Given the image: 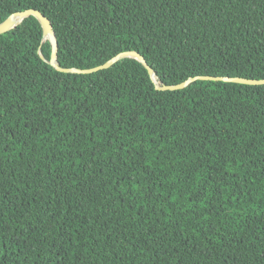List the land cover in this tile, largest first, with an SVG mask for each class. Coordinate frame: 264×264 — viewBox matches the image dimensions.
<instances>
[{"label":"trees","instance_id":"obj_1","mask_svg":"<svg viewBox=\"0 0 264 264\" xmlns=\"http://www.w3.org/2000/svg\"><path fill=\"white\" fill-rule=\"evenodd\" d=\"M29 8L62 67L264 78V0H0V23ZM51 54L34 15L0 33V264H264V84Z\"/></svg>","mask_w":264,"mask_h":264},{"label":"water","instance_id":"obj_2","mask_svg":"<svg viewBox=\"0 0 264 264\" xmlns=\"http://www.w3.org/2000/svg\"><path fill=\"white\" fill-rule=\"evenodd\" d=\"M29 15L36 16L39 21L41 22L44 30V39L49 38L52 43V54L49 62L56 67L60 71L64 72H77V73H91L94 71H98L101 69H105L113 65L115 62H117L119 59L123 57H134L141 61L146 68L149 70L150 74L152 75L153 79L156 81V87L161 90H176L186 87L191 82L198 80V79H212V80H228V81H234V82H240V83H248V84H264V78L263 79H257V78H247V77H240V76H217V75H197L193 77H189L183 82L177 83V84H159L155 78V72L152 68V66L148 63L146 58L138 51L136 50H127L118 53L108 61H106L103 64H100L98 66L92 67V68H75V67H62L59 65L58 62V47L59 43L56 37L55 30L53 28V24L49 17L45 15L42 11L35 9V8H29L25 10H21L18 12H15L11 14L5 21L0 23V33L6 32L10 30L11 28L18 25L24 18H26ZM19 19L17 23L16 20Z\"/></svg>","mask_w":264,"mask_h":264},{"label":"bare ground","instance_id":"obj_3","mask_svg":"<svg viewBox=\"0 0 264 264\" xmlns=\"http://www.w3.org/2000/svg\"><path fill=\"white\" fill-rule=\"evenodd\" d=\"M17 21H19V19H17L16 22H17ZM16 22H15V23H16Z\"/></svg>","mask_w":264,"mask_h":264}]
</instances>
